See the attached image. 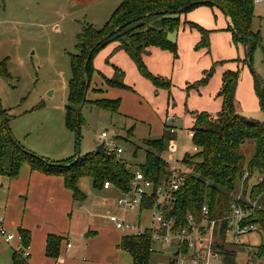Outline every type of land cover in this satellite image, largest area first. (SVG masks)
I'll return each mask as SVG.
<instances>
[{"label":"trees","instance_id":"trees-1","mask_svg":"<svg viewBox=\"0 0 264 264\" xmlns=\"http://www.w3.org/2000/svg\"><path fill=\"white\" fill-rule=\"evenodd\" d=\"M255 0H123L106 24L98 29L91 24L83 26L78 35L76 54H71L72 79L68 86V105L66 106V125L76 133L79 146L82 125L81 114L77 109L82 104L89 88L90 80L95 68V55L108 44L117 42L118 48L124 50L136 63L140 73L154 83L158 88L168 87L162 78L150 73L143 56L150 47L170 50L177 58V46L168 39V33L177 30L180 26V16L200 6L216 7L227 14L232 20L229 30L233 32L236 43L244 45L249 39L245 63L252 67V56L257 46L261 45V37L252 31V22L255 17ZM190 25L201 33L199 48H210V31L195 25ZM113 33L111 36H109ZM109 36V37H108ZM105 37H108L106 40ZM239 62H241L239 60ZM87 67V68H86ZM217 64L204 73L203 78L193 86L199 88L206 85L215 73ZM85 68L87 71H85ZM255 77V91L259 100L260 109L264 115V83ZM0 76L10 78L5 63H0ZM123 72L116 71L113 79L106 80L112 87H124ZM240 78V70L225 72L219 96L223 99L219 113H194L195 125L192 129V138L195 147L201 149L194 156L186 154L182 164L191 170L183 174L184 184L174 194L172 214L179 223H184L191 214L197 222L202 218V207L207 205L212 219H223L229 210L232 195L236 184L242 182L247 169L251 174L259 171L263 180L249 190V179L245 180L246 190L243 197L249 195L251 199L264 198V118L257 120L250 116L241 115L236 109V89ZM87 102V101H86ZM100 109L111 113L119 110V100H100L94 102ZM12 116L6 109H2L0 102V178L18 177L24 163L32 169L45 174L60 175L65 179L66 186L74 193L75 200H84L85 195L78 188L77 182L82 177L93 179L94 187L101 189L106 181L117 186L121 191L129 190L130 180L133 177L127 164L111 155L110 159L97 155L95 151L87 155L74 156L62 162H53L35 154L18 142L11 132L9 121ZM175 135L167 132L159 140L145 141L146 161L140 169L145 177L158 183L166 173L169 162L163 153L170 140ZM248 141L256 146L255 154L250 162L246 163L241 153V147ZM138 148V147H137ZM246 208L245 202L238 201ZM147 204V205H146ZM147 207L151 202L146 203ZM258 224L264 234V209H256L242 225ZM228 222L223 221L218 228V235L222 242L219 250H225L224 259L228 264H234L236 253L225 249L226 229ZM22 243L25 248L30 246V234L19 229ZM62 239L50 236L47 241V255L58 257ZM151 234L144 237L127 236L122 238L120 249L126 250L134 258V264H149L151 258ZM253 256L264 259V239L261 245L253 251ZM12 264H29L24 250L17 251L13 256Z\"/></svg>","mask_w":264,"mask_h":264},{"label":"crops","instance_id":"crops-1","mask_svg":"<svg viewBox=\"0 0 264 264\" xmlns=\"http://www.w3.org/2000/svg\"><path fill=\"white\" fill-rule=\"evenodd\" d=\"M122 2L123 0H97L93 5H100V10H95L100 12V18L106 22ZM258 3L254 2L255 5ZM190 23L211 32L209 49L196 48L202 35ZM232 25L231 18L216 7L200 6L181 15L179 28L168 33V39L177 46V58L170 50L158 47H150L143 56L150 73L170 84L169 87L167 85L163 88H158L145 78L131 57L118 48L117 42L111 43L94 61L95 72L90 80L86 92L87 102L82 106V110L86 106H90V110H103L94 102L119 100L118 112L109 113L131 122L129 128L124 123L128 142L131 143L136 129L139 130L138 124L134 122L141 123L140 126L144 127L147 134L145 141L159 140L167 133L164 123L166 116L172 115L175 117L173 125L179 130L175 135V141L178 142L181 135L192 131L195 125L194 113L216 114L221 111L223 99L219 92L223 76L225 72L240 70L236 109L240 114L259 111L254 81L247 73L245 76L248 82L245 90L243 89L241 69L250 68L244 62L245 46L236 43L233 32L229 30ZM214 64H217V67L210 81L195 88L193 85L200 81ZM118 70L124 74V87L109 86L106 80L113 79ZM24 144L35 153L39 151L38 146L28 140ZM83 182L88 186L84 177L79 179L77 185L85 199L78 201L74 199L73 191L66 186L63 176L45 174L32 169L28 163L23 164L18 177H1L0 217L5 229L15 237L8 242L0 235V264H12L14 254L25 249L18 232L20 228L30 234V246L27 249L29 264H134L131 253L120 249L122 233L115 228H105L103 222L96 218L100 215L90 210L105 206L117 197L115 202L124 191L115 185L110 189H97L93 179L90 187L85 188ZM112 190L115 191L111 192ZM103 192L108 194L104 196ZM122 213V209L116 204L115 209L108 211L106 217L109 219L113 214ZM135 217L139 222V214ZM106 229L113 233V240L106 233ZM50 236L62 239L56 258L47 255V241ZM103 239L107 240V243H103ZM111 250L117 256L109 259L107 255ZM123 251L130 255V262L125 259Z\"/></svg>","mask_w":264,"mask_h":264},{"label":"rangeland","instance_id":"rangeland-1","mask_svg":"<svg viewBox=\"0 0 264 264\" xmlns=\"http://www.w3.org/2000/svg\"><path fill=\"white\" fill-rule=\"evenodd\" d=\"M96 1L0 0V63H5L10 74V78L0 76L1 107L12 116L9 127L15 139L24 146L26 140L37 145L39 151L36 152L38 154L34 153L40 157L58 163L77 156L79 151L82 156H85L96 150L100 144L101 133L109 130L110 136L117 138L118 146L124 149L120 159L127 163V167L134 172L146 161L145 136L147 134L144 127L140 126L141 123L134 122V124H138L139 130L136 129L135 138H131L133 142L131 143L128 142L129 138L126 136L124 125L126 123L128 128L131 127L130 121L127 122L120 116H114L96 108L90 110V106H86L81 111L82 125L79 146L77 145L76 133L70 131L66 125L68 86L73 76L70 55L76 54L78 35L87 23L100 29L111 18L106 22L100 18L98 11L100 5H93ZM255 14L256 18L253 20L251 28L259 33L261 45L254 50L251 64L255 75L264 83V0L255 5ZM109 46L110 44L95 55L93 65L96 58L105 52L104 49H108ZM246 73L253 79L254 87L256 84L255 77L250 70L248 68L241 69L244 90L248 82ZM253 112L241 115L250 116L257 120L264 118L260 109ZM253 144V141H248L241 147V153L245 157L246 163L250 162L255 154L256 146ZM176 147L178 158H181L179 161H183L186 154L194 156L201 150L199 149L198 152L194 150V142L187 134L180 136ZM168 150L169 146L163 153L166 158V151ZM166 160L168 161V159ZM182 165L184 174L191 173L187 165ZM260 176L259 171L252 174L248 185L249 190L261 182ZM84 178L87 179L88 186L84 182L83 185L85 188H89L92 179L90 177ZM245 190L246 185L242 181L236 184L233 196L235 198L241 196V200L248 205L252 199L248 194L242 197ZM102 194L105 196L106 193L103 192ZM115 199L109 201L111 203H107L105 206L90 209L100 215L96 218L103 222L105 228L114 229V225L106 217V214L115 209L119 198L114 202ZM257 203L258 208L264 209L263 197H258ZM1 220L2 217H0ZM128 220L136 223L137 217L129 216ZM152 220V210L144 208L142 226L150 228ZM106 233L113 240V233L107 229ZM233 236L234 233H231L228 240L231 241ZM263 239L264 234L259 227L255 232L243 235L242 243L244 246L227 243L225 249L237 254L234 264H251L252 261L261 263L264 262V259L254 257L252 253L261 245ZM106 241L105 239L102 240L103 243H107ZM203 241L204 244H208L210 240L204 237ZM213 242L217 248L221 244L222 240L218 233H216ZM102 248L104 249V247ZM155 249L158 253L151 255L150 264H170L171 254L174 252L173 245L156 246ZM220 252L224 255L225 250ZM122 253L125 259L130 262V255L125 251ZM112 256L117 255L113 254L111 250L107 257L111 259ZM222 262L218 261L215 264H223ZM224 264H228L225 259Z\"/></svg>","mask_w":264,"mask_h":264},{"label":"built area","instance_id":"built-area-1","mask_svg":"<svg viewBox=\"0 0 264 264\" xmlns=\"http://www.w3.org/2000/svg\"><path fill=\"white\" fill-rule=\"evenodd\" d=\"M256 3L260 0H256ZM175 117L167 115L164 123L167 132L177 135L179 130L174 127ZM189 138H193L194 132L187 133ZM100 143H104V150L110 155H114L118 159L124 153V149L119 147L117 139L109 135L108 131H104L100 135ZM177 142L171 141L169 150L166 155L169 166L166 173L161 177L158 183L148 180L140 169L132 172L133 177L130 180L129 190L122 192L121 197L117 200V205L122 209L123 213L113 214L109 217L110 222L114 228L120 231L123 237L138 236L144 237L146 234H151V254L158 253L156 246H172L174 252L171 254L170 264H215L218 261H223V254L214 246L213 240L216 238L218 228L223 221H227L226 240L225 244L230 243L235 246H244L242 237L245 234L253 233L259 229L258 224L251 223L242 225L256 209L257 200H250L246 208L242 204L241 196L235 198L232 194V202L228 211L225 212L223 219H212L210 217V210L207 205L202 207V218L199 222L189 214L184 223H179L176 217L172 214L174 194L183 186L184 167L179 161L177 154ZM196 152L199 151L195 147ZM127 164V163H126ZM252 177L249 169L246 168L243 181ZM263 177H260V181ZM113 184L109 181L104 183V189H110ZM243 197V195H242ZM151 202V206L147 207L146 203ZM146 204V205H145ZM148 208L153 212V220L150 228L142 226L143 209ZM140 216L139 222L133 223L128 220L129 216ZM234 233L233 239L228 240V236ZM0 235L6 241L14 239L15 235L8 232L0 221ZM204 237L208 238L209 243L204 244ZM22 239V237L20 236ZM71 247V245H68ZM27 249H24L25 255L28 256ZM251 264H264V262H250ZM150 264V263H149Z\"/></svg>","mask_w":264,"mask_h":264},{"label":"water","instance_id":"water-1","mask_svg":"<svg viewBox=\"0 0 264 264\" xmlns=\"http://www.w3.org/2000/svg\"><path fill=\"white\" fill-rule=\"evenodd\" d=\"M112 34H113V33H111L109 36H111ZM109 36H108V37H109ZM108 37H105L104 40H106ZM248 44H249V39H245V40H244V46H245L246 56H247V46H248ZM248 66H249L251 72L254 73V70H253V68L251 67L250 63H248ZM86 68H87V67H86ZM86 68H85V71H87ZM253 75H254V74H253ZM256 77H257V76H256ZM258 80H259L260 83H262V81L260 80V78H258ZM85 102H86V95H85V97H84V100H83L82 104H81V105L78 107V109H77V113H78V115L81 114L82 106L84 105ZM78 135H80V132H79V131H78ZM79 142H80V141H79ZM95 153H96L97 155H100V156L104 157L105 159H110V158H111V155H110L109 153H107V152L104 150V143H101V144H99V145L97 146V148H96V150H95ZM80 154H81V153H80V151H79L78 154H77V156L79 157Z\"/></svg>","mask_w":264,"mask_h":264}]
</instances>
